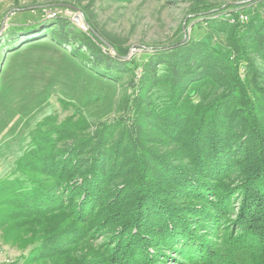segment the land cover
Here are the masks:
<instances>
[{
    "label": "rangeland",
    "instance_id": "374dc122",
    "mask_svg": "<svg viewBox=\"0 0 264 264\" xmlns=\"http://www.w3.org/2000/svg\"><path fill=\"white\" fill-rule=\"evenodd\" d=\"M261 40L264 47V0H0V184L21 179L18 161L22 156L32 157L33 148L41 143L45 150L50 145L60 151L86 139L79 145L86 147L84 152L99 145L103 150L101 160H108L113 155L110 148L116 146L120 149L119 163L111 190L118 202L110 208L105 203L107 206L97 215L98 210H94L87 223L100 225L106 217H114L126 199L124 183L132 166L125 168L123 160L129 157L125 151L133 150V138L164 139L168 146L157 148L158 154L177 152L176 161L192 158L194 163L196 158L208 156L213 145L217 151L232 146L237 153L233 136H243L239 152L255 135L264 139V127L254 124L253 117L256 112H264ZM177 47L178 51L191 47L190 55L199 59L201 68L180 69L182 82L191 83L186 95L181 92L176 97L183 101L184 108L192 109L208 98L223 95L218 113L224 118L217 121L222 128L219 135L209 138L201 134L200 140L189 141L191 109L181 118H158L159 108L165 106L171 93L173 72L169 63H175L176 58L170 54ZM71 48L82 60L72 55ZM213 48L224 51L220 53L229 57L228 64L212 59L218 53ZM190 92L195 97L188 98ZM222 105L228 106L226 112ZM227 122L229 127H225ZM41 135L45 136L43 140ZM256 152L242 167L235 168L241 164L232 163L233 169L225 179L227 185H234L227 189L233 199L229 204L233 214L228 211L223 217L232 215L236 219L243 214V229H251L256 216L264 219V213L258 214L260 207L264 210V200L260 201L261 196L264 199V179L258 175L244 188L238 186L247 167L261 154ZM244 153L229 161L244 158ZM204 160L206 169L210 161L208 157ZM223 161L228 159L224 156ZM107 165L104 174L108 173ZM55 180H50V193L57 196L61 191L64 200L60 202L65 205L52 214L28 217L23 209L6 206L0 197V264H120L109 248H116L121 231L106 222L108 225H102L106 231L95 233L88 227L90 236H82L84 227L76 220L77 212L65 188L69 178ZM193 185L187 187L189 195L198 191ZM183 193L185 188H181ZM206 196L217 199L209 191ZM39 199L50 201L49 206L53 203L50 194ZM195 219L201 221L200 216ZM202 222L199 235L209 239L213 251L228 229L235 233L229 222L227 228L221 223L211 235ZM59 225L65 228L58 230ZM176 251L164 246L169 264H179Z\"/></svg>",
    "mask_w": 264,
    "mask_h": 264
},
{
    "label": "trees",
    "instance_id": "16d2710c",
    "mask_svg": "<svg viewBox=\"0 0 264 264\" xmlns=\"http://www.w3.org/2000/svg\"><path fill=\"white\" fill-rule=\"evenodd\" d=\"M259 45L263 50L262 40ZM190 48L178 51L179 48L177 47L170 54L171 58H176L175 63H169V70L173 72L170 74L172 78L170 80L172 84L171 93H169V99L164 104L165 106L159 108L158 118H164L166 115L167 117L179 116L181 118L185 111L191 109H188L189 106L184 108L182 106L183 101L177 98L181 92H185L184 95L188 93L187 89L191 83L190 81L186 84L182 82L180 69L189 68L195 71L201 68L197 64L199 59H192L190 54L193 53V50ZM213 49L212 51L218 53L215 54L216 58H210L227 63L226 59L229 57L220 53L224 51L219 48ZM69 51L74 57L81 59L80 55L76 53V49L71 48ZM204 67L206 68L204 71L209 72L207 66ZM216 67L214 66L210 70L211 75H213L212 71ZM193 87L194 85L190 86V88ZM190 93L188 98L189 96L195 97V93ZM222 98L223 95L212 99L208 98L198 105L199 107L191 109L189 116L193 125L191 123L188 125L189 127L192 125L193 128L189 141L200 140L201 134L204 137L209 135V138L220 134L222 128L218 126L217 121L221 117L224 118L222 114L218 113ZM193 104L194 101L190 106ZM222 107L223 112H226L228 106L222 105ZM231 116L233 119L236 118L234 115ZM263 116L264 112L260 111L258 114L256 112L253 116L254 124H260V127L263 128ZM49 124L50 122H47L50 128ZM160 124L165 126L166 122L162 121ZM226 126H230L228 122ZM160 130L163 134L168 132L161 128ZM166 134L172 135L169 132ZM44 137L41 135V140ZM242 138V135H238L231 139L234 142L233 146L238 145L237 153H233L232 146L230 149L223 148L219 151L215 149V145L210 146L208 156H206L210 163L206 165V169H204L206 157H203L202 160L196 158L194 163L192 158L188 159L187 162L176 161L177 152L158 154L157 148L168 146L164 139L154 137V141H147L141 137L135 138V140L133 138V143H135L132 147L133 150L128 148L125 153L129 154V157L125 160L122 159L125 168L132 166L129 168L128 175L126 174L129 178L124 183V187L127 189L126 199L123 200L116 215L110 220L106 217L100 225L90 226L87 223L92 220L94 210H98L97 215L100 210L104 209V205L110 204V208L118 202L114 197L113 190H111L117 178H115V172L118 168L115 167L119 163L117 157L120 154V149L116 146L110 148L113 155L109 156L108 160H101L103 150L100 149L99 145H95L93 150L84 152L86 147L82 149L83 146L79 144L87 141L86 139L60 151H56L50 145L45 150L41 147V143L33 148L32 157L22 156L18 161L21 179L18 177L13 181L3 180L1 182L0 197L8 204L6 206L23 209V213L28 217L34 214L40 216L52 214L59 211L62 208L60 206L65 204L60 202L64 200L61 191L56 192L57 196L50 193V180L62 181L64 179L67 181L68 177L69 181L65 188L69 191L71 202L74 204V211L77 212L76 220L84 227L82 236H90L87 231L89 228H92L93 232L99 233V231H106L102 225L115 224L114 230H120L121 235L116 239L118 240L116 248L114 250L109 248V250L117 256V260H121L120 264H169L167 259L170 258L163 254L164 246L169 245L173 251L177 250L176 252L180 254L175 258L179 264H264V219H258L256 216L251 220V224H253L251 229H243L242 223L245 221L243 214H240L236 219H233L232 215L230 217L228 215L227 218L223 217V213L229 211L228 214H230L233 212L229 209V204H232L230 201L233 199L230 198V192H227V189L234 185H227L225 182L226 177L229 176L228 171L233 169L232 163L241 164L235 168L242 167L248 157L257 154L255 151L259 150L261 154L251 162H254L251 166L247 167V171L244 173L245 178L238 186L244 188L247 182L252 181L258 175L264 179V160L262 158L264 156V139L261 137L255 135L252 142L245 146L244 158L235 160V162L229 161V158L231 159L235 155H243V149L239 152V143H241ZM115 147L116 150L114 151ZM74 153H76L75 157ZM224 156L228 159L227 162L223 161ZM26 160L27 162H25ZM106 164H108V173L104 174ZM205 176L207 179L203 180L202 178ZM193 183V187H196L198 191L189 195L187 187ZM91 187L94 189L91 190ZM181 188H185V193L181 194ZM209 188L210 190H208ZM207 191L217 199L213 200V197L212 199L207 197ZM45 194L46 196L51 195L50 200L53 202L51 206L48 204L50 201L47 203L40 202L42 200L39 198ZM83 196L87 198L80 203L79 200ZM191 199H198L199 201L193 203ZM262 200L264 199L261 196L260 201L262 202ZM262 213L264 210H261L260 207L258 214ZM197 216L201 217V221L195 219ZM202 221L205 222L204 225L208 231L210 230L211 235L215 234L221 223H224L225 228H227L231 222L236 235L235 233L231 234V230L228 229L227 235L226 233L222 235L221 244L213 251L210 249L212 244L209 239H205L204 235L203 237L199 235L198 228L201 227ZM65 225L67 226V223ZM56 228L61 230L65 227L59 225ZM69 230L74 231L73 229ZM134 231L136 232L134 233Z\"/></svg>",
    "mask_w": 264,
    "mask_h": 264
},
{
    "label": "water",
    "instance_id": "95a60500",
    "mask_svg": "<svg viewBox=\"0 0 264 264\" xmlns=\"http://www.w3.org/2000/svg\"><path fill=\"white\" fill-rule=\"evenodd\" d=\"M71 8H72L73 10L79 12V9L74 8V7H71ZM100 40H101L105 45L109 46V44H108L107 42H105L104 40H102L101 38H100Z\"/></svg>",
    "mask_w": 264,
    "mask_h": 264
}]
</instances>
